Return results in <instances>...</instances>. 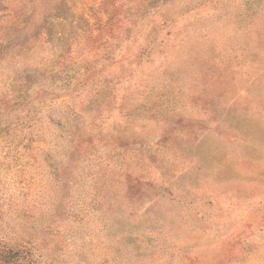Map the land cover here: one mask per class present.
Returning a JSON list of instances; mask_svg holds the SVG:
<instances>
[{
    "label": "rangeland",
    "instance_id": "1",
    "mask_svg": "<svg viewBox=\"0 0 264 264\" xmlns=\"http://www.w3.org/2000/svg\"><path fill=\"white\" fill-rule=\"evenodd\" d=\"M145 1L137 28L174 24L155 26L133 74L65 94L50 71L76 34H97L104 0H0V241L34 264H264V0ZM72 96L111 100L104 125H86L109 138L58 175L47 153L79 133Z\"/></svg>",
    "mask_w": 264,
    "mask_h": 264
},
{
    "label": "trees",
    "instance_id": "2",
    "mask_svg": "<svg viewBox=\"0 0 264 264\" xmlns=\"http://www.w3.org/2000/svg\"><path fill=\"white\" fill-rule=\"evenodd\" d=\"M143 6H146L145 0H104V8L109 12V18L99 24L97 34L93 35L92 32L90 34L89 31H82L84 34L79 33L80 35L76 34L74 43H71V49L59 56L54 68L50 71V75L65 80L63 88L59 90H64L65 94H106L111 85H116L121 79L130 77L133 74L134 68L141 63L144 56L153 50L154 40L157 37L155 36V32H158V28L155 26L174 24V19L172 18L171 20L166 18L161 20L153 14L150 26L144 22L140 24V28H137L140 18L139 11L142 10ZM142 27H144V30ZM169 31L172 34L175 32L173 28H170ZM64 38L65 35L60 34V39ZM71 39H74V36ZM100 41H103V46L100 45ZM100 49L103 50L99 54L101 57L100 59H96L99 53L97 51ZM54 73L56 74L54 75ZM75 76H78L79 79L77 80ZM73 99V102L63 103V105L65 106V110L71 113L74 121L75 118L81 119L79 122V133L72 135L69 142L59 145L56 133L50 140V149H47L49 159L54 163V170L58 175L60 170L66 171L72 168V163L77 154H84L87 155L86 158H89L92 152L96 150V147L106 145L109 138V131H107V134V132H103L100 128L99 131L93 133L95 129L88 130L86 125H91L95 128L96 126H100V124L104 125V109L111 107V100L105 102L95 100L98 103L97 106H95L96 104L92 100L86 106L82 105L78 107L76 102L81 97L74 96ZM49 101L50 99L44 98L41 104H48ZM115 109L117 111L120 110V108ZM47 110L49 116L51 111L50 109ZM48 116L46 119L50 118ZM100 119L102 122L99 124ZM49 124H51L50 120ZM102 139L104 140L102 141ZM122 139V136L117 138L118 141ZM117 145L120 148L126 147V144L123 142H118ZM63 154H69L70 156L68 160L62 162ZM59 156L61 159H59L58 168V164L54 161ZM98 165L99 171H106L111 168V164L105 161H100ZM174 180V182H177V177H174ZM126 181H129L132 186H142L155 191V193H157V190H160L155 183L145 181L141 176L130 175ZM67 182L71 186L75 184L73 180H67ZM174 182H171V184H175ZM101 188L102 186H100ZM114 199L118 200L117 194L114 196ZM236 237L237 235L228 240L226 256L229 259H231L232 250L235 249L234 241ZM32 257L31 252L26 247L0 241V264H34ZM204 261L197 256L190 258L186 264H203Z\"/></svg>",
    "mask_w": 264,
    "mask_h": 264
}]
</instances>
